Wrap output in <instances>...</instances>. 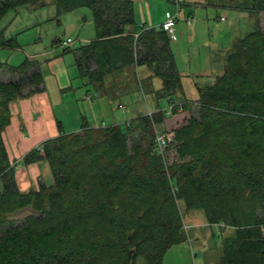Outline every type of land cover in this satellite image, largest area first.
Masks as SVG:
<instances>
[{"label":"trees","instance_id":"1","mask_svg":"<svg viewBox=\"0 0 264 264\" xmlns=\"http://www.w3.org/2000/svg\"><path fill=\"white\" fill-rule=\"evenodd\" d=\"M39 1L0 0V20ZM217 1L186 5L216 7ZM251 2L254 12H264V0ZM55 3L58 13L92 12L95 40L75 58L81 77L100 90L105 76L144 66L152 76L132 77L142 91L147 81L146 92L172 104V115L196 108L198 116L173 128L162 152L156 139L166 134L155 129L168 111L160 108L122 125L84 123L77 132H61L22 159L26 166L46 162L51 183L20 192L2 137L8 106L40 93L43 78L31 60L0 61V264H134L138 256L161 264L168 249L185 242L178 200L186 210L203 211L211 226L236 227V250L231 255L224 244L220 264H264V31L236 40L220 73L193 101L184 96L167 33L161 27L142 28L137 37L128 32L131 0ZM18 47L0 31V49ZM155 77L158 90L151 87ZM19 211L27 214L15 224Z\"/></svg>","mask_w":264,"mask_h":264},{"label":"rangeland","instance_id":"2","mask_svg":"<svg viewBox=\"0 0 264 264\" xmlns=\"http://www.w3.org/2000/svg\"><path fill=\"white\" fill-rule=\"evenodd\" d=\"M132 1L134 6L133 15L135 19V29L139 31L142 28L151 27L152 22L150 23V19H152L154 23L162 21L161 19L163 18L165 10L167 7H170V3L168 4L161 0ZM184 1L185 0H179L180 6L184 9L189 8V6L184 5ZM148 3L150 4L149 8L146 5ZM161 4L165 7L164 11ZM252 6L253 2H251V0H218L216 7L191 8L193 16L190 21H188L190 23L187 26L189 31L186 32V34H189L193 27L196 32H198L199 36L194 40L188 38V42L207 41L208 44L203 48V51L207 50L208 46L213 49L212 46L217 45V52L215 50V56L213 55L211 57L213 59L211 65L203 64L201 66L202 68H208L207 70H211L215 73L217 72V74L220 73L225 55L231 50L236 40L243 38L257 29L264 31V12H254ZM173 7H175L174 4ZM75 17H79V22H77ZM86 19L88 22L84 24ZM185 24L184 21H178L176 23V32L174 33L177 40V29L179 30L182 26L185 28ZM155 27L157 28L158 25ZM0 31H3L8 39L12 37L19 46L14 51H5L6 55L3 56V60L1 55L4 51H0V61L11 66H17L27 58L36 60L44 76L49 73L44 60L63 55L70 76L75 79V82H78L82 91L99 92V96L109 94L113 97L107 96L109 97L108 99H116L120 97H114L117 93H122L124 90L127 92L130 90L129 87H132V89L134 88V91H137L140 95V106L142 107L141 111L144 115H150L152 111H158V109L156 111L152 110L151 101L148 99L149 96H143L149 88V82L146 81V83L142 84L144 92L141 86L138 85L136 79H134L136 77L138 78L137 68L135 67H133L134 69H124L120 75H118L119 73H114L106 77L105 82L109 84V86L103 85L100 90L96 87L97 85L93 86L88 83L87 79L80 80L76 72L77 68L75 65L74 53L80 45L78 34H91L95 31L92 12L89 8L83 7L72 13L61 15V13H58L55 0H41L35 3L25 4L16 9L9 10L1 18ZM67 38H70L73 43L70 46L62 47V43L65 42ZM181 39L182 37H180L178 41L181 42ZM171 47L173 48V44H171ZM9 52H11L10 58L6 61L5 59L8 57L7 55H9ZM44 52L49 53L48 55L50 56L43 57L42 54ZM204 57H206V55L201 58L203 59ZM192 66H196L194 62ZM205 69L203 71L208 73ZM134 74L135 77L132 78ZM46 75L45 79L47 78ZM6 76L8 75L5 74L1 79H6ZM108 78L110 79L109 83L107 81ZM22 92L26 93L27 91L23 90ZM79 95H81V91ZM99 98L100 97H98V99ZM30 99L31 96L15 100L9 104V123L5 127L2 136L8 160L15 168V182L20 192L37 189L42 182L46 185L51 183V177L46 162L42 161L26 166L22 162V159L31 150L38 148L45 141L61 133L58 125L54 124L52 126H47L48 123L45 122L44 116L40 119L37 117L35 113L37 112V104ZM12 103L13 105H11ZM116 105H118V103L115 105L113 104L111 107H115ZM125 105H129V103L125 102ZM167 105V109H165L166 101L161 100V102H159V106L161 108L164 107L165 111L168 112L163 125L156 126L155 130L171 138L173 135L171 130H173V128L181 125L190 115H198L196 108L192 109L191 112L180 110L172 115L170 111L172 104ZM19 112L23 114L22 117L19 115ZM101 114V118L97 120L98 123L100 124L103 120L104 123L110 125L103 111ZM51 124L50 122V125ZM34 128H37L38 131L34 130ZM178 204L181 208L182 229L185 235V242L168 249L163 256L161 264H220L224 244L231 246L230 253L232 255L236 250V246L233 243L236 227L211 226L208 224L203 211L199 209L186 210L185 205L180 200H178ZM26 214L25 211H19L12 216L15 220V224L22 223ZM261 234L264 236V227L261 228ZM134 264L147 263L142 256H138Z\"/></svg>","mask_w":264,"mask_h":264},{"label":"crops","instance_id":"3","mask_svg":"<svg viewBox=\"0 0 264 264\" xmlns=\"http://www.w3.org/2000/svg\"><path fill=\"white\" fill-rule=\"evenodd\" d=\"M161 1H165V0H161ZM185 1L186 2H184V5L189 6V8L184 9L183 7H180V14H179L180 18H178L177 20V22L184 21L186 23L185 28L184 26H182L181 28H179V30L177 29L178 40L180 37H182V39L181 42H179L178 40H176L175 42L170 41V49L175 59L176 67L179 71L184 96L186 99L194 101L198 98V94H199L198 88L205 87L206 85L211 84L214 81V77L217 75V72L215 73L212 72L211 70H207L208 68L205 69L204 67L203 68L201 67L203 64L211 65V61H213L211 57L213 55L215 56L214 51L216 50L217 52V45L212 46L213 49L208 46V49L203 51V48L206 47V45L208 44L207 41L188 42V38L194 40L195 38H197V36H199L198 32H196L195 28L193 27L191 28V32L189 34H186V32L189 31L187 29V26L190 24L188 21H190L191 17L193 16V12L191 11V8L199 7V6L186 5V3L188 4L196 3L197 0H185ZM165 2L168 4L170 3L169 4L170 7H167V9L165 10V7L161 4L163 6V11L165 10L163 18L161 19L162 21L154 23V21L150 19V23L152 22V25L151 27L148 26L146 28H156L155 27L156 25H158L157 28H159L168 17L175 15L176 7H173L174 1L172 0L171 2H167V1ZM146 5L148 6V8L150 7L149 3ZM74 11H77V9ZM72 12H68V13L62 12L61 15H66ZM75 19L77 20V22H79V17H75ZM87 22L88 21L86 19L84 24H87ZM175 27H174V32H176ZM128 29H129L128 32L131 31L133 32L134 35L138 34L141 31L135 29V19H134V24ZM78 35L80 38V42H79L80 45L77 48L76 52L74 53V58H76L80 54L79 51L83 47L89 45L91 42L95 40V31L94 33L91 34L83 33ZM72 43L73 41L71 40L68 46H70ZM171 44H173V48L171 47ZM0 51H4L3 54L1 55L2 56L1 58L3 60L4 59L3 56L6 55L5 51L8 50L0 49ZM10 54L11 52H9V55H7L8 57H6L5 59L6 61L9 60ZM48 54L49 53L44 52L42 55L43 57L50 56ZM204 55H206V57L202 59L201 57ZM28 60L36 62L39 65V63L36 60L33 59H28ZM44 61L46 62V67L49 73H47V75L45 74L47 76V78L45 79V75L43 76L40 70L43 78V83H42L43 90L40 93H36L35 95H32L30 100L35 101V103L37 104V112L35 113L37 114V117L39 119L44 116L45 122L48 123L47 126H52L56 124L60 127L62 133L68 134L79 131V129L84 123L95 127L99 126L100 124H103L105 126L122 125L128 120L144 114L141 111L142 107L140 106V95L139 93H137V91H134V88L132 89V87H129L130 90H128L127 92L124 90L122 93H117L114 97L117 96L120 97H117L116 99L115 98L108 99L110 96L111 97L113 96L109 94L108 95L103 94L99 96V92L93 93L86 90L82 91V89H80L78 85V82H75V79H73L70 76L63 55L52 57L50 59H45ZM193 62L195 63L196 66H192ZM204 69L207 70L208 73H206V71H203ZM136 71L138 73V78L140 79H145L147 77L152 76L151 71L144 66L137 68ZM76 72L80 80L87 79L81 77L77 69ZM122 72L123 71H119L115 73H119L118 75H120V73ZM108 76L110 75H107L104 78V83H105L104 86H109V84H106L105 82V79ZM107 81L109 83L110 79L108 78ZM87 82L89 83L88 80ZM160 86H161V81L158 78L155 77L151 80V87L154 90H158ZM80 91H81V95H79ZM146 95L149 96L148 99L151 101L152 110L156 111L157 109L159 110V108L163 110L167 109L168 106L167 103L165 109L164 107L161 108L159 106V102H161V100L164 99H161L160 101H156L153 99L152 95H150L148 92H145V95L143 94L144 97ZM98 97L100 98L98 99ZM125 102H128L129 105H125ZM116 103H118V105H116L115 107H111L113 104L115 105ZM11 105H13V103ZM151 108H147V109H151ZM102 111L103 114L106 115L105 118L110 122V125L104 123L103 120L101 121L100 124L98 123L97 120L101 118L100 114L102 113ZM19 115L21 117L23 116L21 112H19ZM50 122L52 123L51 125ZM34 130L38 131L37 128L36 129L34 128ZM57 136L58 135H56L55 137Z\"/></svg>","mask_w":264,"mask_h":264},{"label":"built area","instance_id":"4","mask_svg":"<svg viewBox=\"0 0 264 264\" xmlns=\"http://www.w3.org/2000/svg\"><path fill=\"white\" fill-rule=\"evenodd\" d=\"M174 4L176 7V13L174 16L168 17L165 22L160 26L169 36V39L171 42H175L177 40L175 33H174V27L176 24L177 19L179 18V14H180V5H179V0H174ZM135 37L138 36V34L134 35ZM71 40L67 39L63 45V46H68L70 44ZM169 139L166 135H161V136H157V145H158V149L162 152L165 148L166 145V140Z\"/></svg>","mask_w":264,"mask_h":264}]
</instances>
